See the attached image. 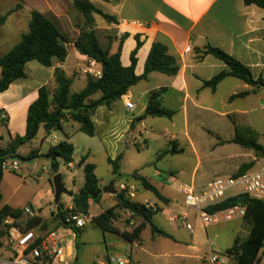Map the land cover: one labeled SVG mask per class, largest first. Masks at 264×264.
Masks as SVG:
<instances>
[{"label": "crops", "instance_id": "crops-1", "mask_svg": "<svg viewBox=\"0 0 264 264\" xmlns=\"http://www.w3.org/2000/svg\"><path fill=\"white\" fill-rule=\"evenodd\" d=\"M90 1L98 10L111 17V20L106 21L101 15L94 14V29L101 46L105 49L108 48L111 54L116 53L121 47L120 62L123 67L131 66V56L137 47L138 38L142 45L136 54L135 74L137 76L144 75L146 61L155 42L167 46L169 53L177 58L180 65L176 76L152 72L146 79L131 87L127 95L121 99L114 101L110 106H99L92 116L95 134L98 131H105L109 137H112L115 146L123 144L128 149L130 141L136 142L140 134L142 135V129H149L146 130L147 135L155 134L157 135L156 141L167 142L163 150L165 156L193 157L195 163L188 171L187 182L180 184V192L185 185H193L197 192H201L218 177L237 174L243 164L255 162L256 165L260 164V161L264 163V158H258L253 150L234 142L236 125L232 121L234 119L237 125L248 126L259 133L258 141H260L264 89L251 86L235 77L224 78L215 89L206 85V82L211 81L218 74L230 71L228 65L207 53L208 47L223 50L248 67L254 79L262 78L264 80V8L246 5L244 0ZM32 11H38L53 18L59 28L63 25L75 36L74 40L81 29L85 27L84 16L70 0H0V20L4 18L0 25V42L3 41V32L8 30L9 22L13 25V29L18 30L15 34H7L10 36L9 41L0 43V58L18 44L22 35L28 31L26 27L29 26ZM28 14L30 15L29 20ZM74 40H71L68 45L69 54L63 63L44 67L38 62H29L26 65V77L15 81L8 90L0 93V146L7 145L10 139L16 135H25L29 106L38 98L39 89L43 86L48 88L51 96L54 94L57 87L54 73L57 68L62 69L71 79V94L86 88L87 77L91 76L85 72L90 66V58L79 53L73 45ZM71 52H73L72 62H70ZM94 67L102 71L100 64L97 63ZM73 77L86 78V85L82 90L72 91ZM246 91L249 94L245 97L232 98L234 95ZM152 92H157L163 108L174 111L172 119L147 115ZM100 96L101 93L98 92L92 96V99L96 100ZM127 99L134 102L135 109L133 111L126 108ZM71 122L74 121L68 119L63 125L64 133L68 137L67 142L72 144L71 136L65 132V125ZM149 140V137L143 138L145 147ZM82 157H87V163H90L88 154ZM79 162L78 167H81ZM69 165L70 167L75 166L74 158ZM120 171L126 177L132 174L123 173L122 169ZM135 172L146 177L167 199V202L160 201L142 187L143 191L135 193V197L130 199L141 204L145 202L156 204L160 210L153 215L152 221L168 236L153 234L150 226L144 229L140 239L135 242H130L121 233L110 232L133 243L130 258L125 260H128L130 264H141L140 261L134 262L133 250L135 247L147 254L149 258L158 257L159 254L154 253L155 249L150 248L144 239V233L148 228L151 243L165 240L164 244H169V248L177 252L176 258L186 259L190 255L185 253L192 251L196 255L190 257L199 260L204 245L198 240V236L189 233L192 236L191 240L186 241L179 233L180 227L168 221L170 213L178 214L187 211L182 207L181 199L176 195L162 192L161 189L165 187L163 183L154 184L153 180L142 172ZM126 177L125 179H128ZM171 180H174V177ZM121 183L132 185L135 189L140 187V183L135 179L123 180ZM99 184L102 188L100 179ZM49 185L47 192L51 197L54 189L52 184ZM146 193H151L152 197L146 196ZM105 195L110 201L111 208L117 205V201L112 195L103 194L99 203L94 199L90 201V208L92 205H99ZM233 195L235 194L229 195L228 198ZM260 199L264 201V195ZM51 202H53V197H51ZM51 202L49 213H45L43 206L34 207L39 211L40 217L44 219L47 230L59 227L57 219L51 213L53 206ZM3 204L13 208L21 207L9 203ZM70 205L72 204L64 206ZM117 212H122L124 219L133 216L129 210L119 209V207L115 210L116 216ZM192 215L194 214L190 216ZM237 220L239 224L235 226L242 228L243 219L238 218ZM140 223L141 220L137 225ZM113 224L121 232H131L137 226L132 227L134 220H130V226L125 230L116 225V219ZM248 230L250 235V227ZM236 233L230 232L228 239L233 241L232 244L220 247L219 250L225 252L234 245L237 239L245 241ZM73 238L76 243V236ZM107 250L104 254L107 263L99 260V257L95 258L94 262L108 264L113 256L111 257ZM171 264L191 263L176 261ZM260 264H264V258Z\"/></svg>", "mask_w": 264, "mask_h": 264}, {"label": "trees", "instance_id": "trees-1", "mask_svg": "<svg viewBox=\"0 0 264 264\" xmlns=\"http://www.w3.org/2000/svg\"><path fill=\"white\" fill-rule=\"evenodd\" d=\"M246 5H256L264 8V0H244ZM74 7L84 16L85 27L81 29L77 38L73 41V45L79 53L95 60L101 65L102 78L96 79L93 76L87 77V86L78 93L71 94L72 81L66 73L57 68L54 73V81L57 85L54 94L51 96L48 88L43 86L39 89L38 98L29 106L26 133L23 136L16 135L11 138L5 146H0V204L3 202L1 192V183L4 176L2 164L8 159L19 155V150L22 146L32 143L38 136L41 129L44 130L45 136L52 132H63L64 123L68 119L80 125V131L87 136H95V125L92 116L95 114L99 106H110L114 101L121 99L127 95L131 87L146 79L152 72H160L168 76H176L180 70V65L176 57L169 53L167 46L160 42H155L151 48L146 61L145 73L143 76L135 74L137 63L136 54L141 47L142 42L137 39V47L132 52L131 66L125 68L120 62L119 50L111 54L108 48H103L99 42L98 35L95 31L94 14L101 15L106 21L111 20V17L98 10L90 0H75ZM4 18L0 20V25ZM69 38L57 26L53 18L38 11L31 12V19L28 26V31L22 35L18 44H16L9 52L0 58L1 79L0 93L8 90L10 85L15 81L26 77V65L29 62H38L44 67H52L55 63H63L68 57ZM207 53L212 54L230 68L229 72H222L215 76L211 81L206 82V85L215 89L226 77H235L243 80L247 84L256 88L264 89V80L262 78L254 79L248 67L243 65L237 59L227 54L223 50L216 47H208ZM100 92L101 96L93 100L92 96ZM249 92H243L235 97H245ZM69 110V111H65ZM147 115L151 117L172 119L174 111L165 109L161 106L157 92H152L150 95ZM236 125L235 143H238L245 148L255 152L258 158H264V146L259 143V133L248 126ZM67 137V136H66ZM68 138V137H67ZM74 145L64 141L54 147H50L48 154L57 153L59 158L66 165L73 162ZM178 152V151H174ZM40 157V150L33 149L30 151L27 159H35ZM122 155H118L116 159H108V163L112 167V172L117 177H122L121 165ZM53 165V163H52ZM255 162L243 164L237 175L243 174L251 169ZM79 166L84 168L85 185L77 193L71 197L74 211L88 215L90 209V201L93 196L101 188L99 179L96 175V167L94 164L87 163V157H82ZM54 174L56 170H52ZM127 180L135 179L143 189L151 192L157 199L162 202H167V199L161 195L158 189L153 186L149 180L139 175L138 172L129 175ZM123 199H117V205L109 208L102 213L94 216L93 223L103 232L121 233L130 242H135L140 239V236L147 226H150L153 234L168 236V234L157 227L152 221L153 215L158 211L147 210L143 204L127 198L123 193ZM237 199H228L225 202L210 208V212H215L232 206ZM245 215L243 221L250 227V235L245 241L237 239L234 245L225 252L229 254L237 264H260L262 258L261 253L264 251V201L245 196ZM117 207L124 208L133 213L134 217L141 220L131 232H121L114 226L113 222L116 219L115 210ZM59 215L57 221L59 226H62L60 220H64L66 212H63L64 204L61 201L58 205ZM142 212V215L140 214ZM23 215V208H13L7 204H3L0 208V238L8 236L12 225H5L7 218L20 219ZM27 229L41 228L47 229L46 223L42 217H35L27 222ZM66 229L70 227L65 226ZM76 235V247L78 262L79 237L83 234V228H73ZM0 247L2 243L0 242ZM77 264V263H76Z\"/></svg>", "mask_w": 264, "mask_h": 264}, {"label": "rangeland", "instance_id": "rangeland-1", "mask_svg": "<svg viewBox=\"0 0 264 264\" xmlns=\"http://www.w3.org/2000/svg\"><path fill=\"white\" fill-rule=\"evenodd\" d=\"M30 15L28 14V20ZM62 26V27H61ZM60 29L63 33L67 34L69 40H74L75 36L66 30L63 25ZM12 27V29H11ZM28 26L26 27V29ZM7 29L5 30L4 36H2V42L5 43L9 41L8 35L15 34L18 32L17 29H13V25L9 22L7 24ZM8 34V35H7ZM71 51V50H70ZM73 52H71L70 62L73 61ZM74 84L72 86V91L78 92L82 90L86 85L85 77L74 78ZM263 110L261 111L262 116V127L261 128V138L260 144L264 146V101ZM147 131L149 129H146ZM146 130L142 129L141 138H148L147 147L141 148V141L136 140V142L130 141L128 149L122 144L115 146L112 137L108 136L105 131L96 132L94 137L87 136L83 132L79 131V124L76 122H71L65 125V132L69 134L72 138V144L75 147L74 151V163L75 166L70 167L66 165L61 158H58V171L56 174L62 175L63 185L71 192H78L85 185V172L83 167H78V162L82 156L86 154L89 155V162L95 164L96 175L101 180L103 187L108 186L113 180H116V187L119 188L120 182L127 181L125 179L126 175L122 174V177H117L112 172V167L108 163V158H116L119 154H122V160L120 162L121 169L123 173H133L135 171L142 172L144 175L151 178L154 184L159 182L164 184L162 192L168 194L176 195L182 201V207L187 211L188 208L185 205V196L179 190L180 184H185L187 182L188 171L193 167L195 159L193 157L186 156H165L163 150L167 145L164 140L156 141L157 135L146 134ZM55 137H57L55 139ZM67 141V137L63 132H52L50 135L45 136L44 131H40L38 137L29 144L22 146L19 150L18 159H8L9 163L14 160L18 163V170L11 171L5 170L2 180V193H3V203H9L13 206H21L24 208L26 206L38 207L43 206L45 213H49L51 197H53L52 205H54V191L52 196L48 195L49 184L53 183L54 172L52 171V161L42 157L45 155L50 147H54L61 142ZM42 143V145H41ZM172 148V147H171ZM33 149L40 150V157L35 159H27L30 151ZM204 160V159H203ZM260 164L263 162L260 161ZM256 164V166L260 165ZM204 168V166H203ZM203 169L201 168V171ZM174 177V180H171ZM169 180V181H168ZM143 189L136 187V194L142 192ZM237 193L236 189H233L227 193V196ZM104 196V199L99 205H92L88 215H84L87 219V223L83 228L84 232L79 237V248H78V263L76 261L77 257V247L75 243V258L69 264H100L94 262V259L99 257L101 261H107L105 258L106 250L116 259H129L131 255V250L133 243L126 241L121 236H116L110 232H103L98 228L92 221L91 218L98 215L99 213L111 208L110 201ZM146 196L152 197L151 193H146ZM116 199L115 196H113ZM71 197L67 195H62L60 202L64 201L63 204H72ZM141 198V197H140ZM0 204V208L2 206ZM94 204V203H93ZM119 209H124L119 207ZM174 214H177L176 212ZM220 222L211 224L208 227H203L199 216L192 215L188 218V222L192 224L195 229L194 236H198V240L203 243V249L200 253L199 260H195L192 255H196L192 251H187L185 254L190 255L186 259L177 257L175 251L169 248V244H164V241H159L151 243L149 240L150 233L149 228L144 233V239L149 244L150 248L155 249L158 257L149 258L147 254L141 252L138 248H134V262L140 261L141 264H171L176 261H182L191 264H208L206 259L209 255L210 250L220 249V247L230 246L233 241L228 239L230 232H237L236 235L242 240H246L249 236V225L245 224L244 221L242 228H237L236 224H239L237 219L230 221L224 220L223 216L220 215ZM123 219V220H122ZM130 220H134L133 228L139 223L140 219L132 216L131 218L124 219L122 212H117L116 225L122 229H127L130 224ZM241 223V222H240ZM180 227L179 233L183 236L184 240L189 241L191 237L188 230L182 226L179 222L177 224ZM47 230V229H45ZM60 238L64 240L72 239L73 236L71 231L65 228H61L59 232ZM157 241V240H156ZM2 247H0V260L9 258L11 255V241L9 236H4L0 238ZM168 242V241H167ZM170 243V242H169ZM173 245V244H171ZM261 258H264V251L261 253ZM182 259V260H181ZM107 263V262H106ZM58 264V263H55ZM114 264V263H112ZM230 264H237L231 261Z\"/></svg>", "mask_w": 264, "mask_h": 264}, {"label": "built area", "instance_id": "built-area-1", "mask_svg": "<svg viewBox=\"0 0 264 264\" xmlns=\"http://www.w3.org/2000/svg\"><path fill=\"white\" fill-rule=\"evenodd\" d=\"M97 62L90 59V66L86 69V73L90 74L96 79L102 78V71L96 69L94 66ZM126 108L133 111L135 104L131 99L125 102ZM56 139V138H55ZM141 141L140 147H145V142L138 137ZM2 170H18V163L14 160L9 163L8 160L3 162ZM118 193L124 194L127 198H134L136 189L132 185L121 183L119 188H116ZM233 189L237 193L230 199H239L241 196H250L260 199L264 195V163L249 169L243 174H235L218 177L212 181L207 189L197 192L193 185H185L182 187V193L185 196V205L188 211L183 213H170L168 221L171 224L177 225L179 222L185 227L190 234H194L195 229L188 218L191 214L199 216L203 227H208L211 224L219 223L223 216L224 220L230 221L233 219H243L245 215V207L242 204L235 203L228 208L210 212V208L215 207L226 200H228L227 193ZM144 207L147 210L159 211L160 209L156 204L145 202ZM63 212H66L64 220H60L62 226L54 230H43L41 228L27 229V221L35 217H40L39 211L32 206L23 208V215L20 219L7 218L5 225H12L9 231V238L11 241V255L9 258L1 259L0 264H69L75 257V243L74 238L64 240L60 238V229L65 226L70 227L72 236H76L73 228H84L87 219L84 215L74 211L72 205L64 206ZM52 215L57 219L59 215L58 205L54 203L51 210ZM66 229V228H65ZM232 257L221 250H210L206 259L208 264H230ZM130 264L128 260L116 259L112 257L108 264ZM104 264V263H100ZM106 264V263H105Z\"/></svg>", "mask_w": 264, "mask_h": 264}, {"label": "water", "instance_id": "water-1", "mask_svg": "<svg viewBox=\"0 0 264 264\" xmlns=\"http://www.w3.org/2000/svg\"><path fill=\"white\" fill-rule=\"evenodd\" d=\"M72 3L75 2V0H70ZM69 111V110H65ZM20 156L17 155L11 159H18ZM42 157L46 159H50L53 163L52 170H56L59 166L58 164V154L52 153V154H45L42 155ZM53 189H54V202L56 205H59L62 195H67L69 197H72L74 195V192L69 191L64 185L62 180V175L56 174L53 179ZM103 194H110L112 196H115L117 199H123L122 195L118 193L116 189V180H113L108 186L102 187L98 190V192L93 196V199L96 200L97 203L100 202ZM236 203L238 204H245V196H241L238 200H236ZM142 215V212H140Z\"/></svg>", "mask_w": 264, "mask_h": 264}]
</instances>
